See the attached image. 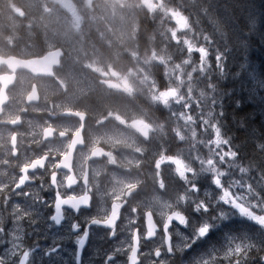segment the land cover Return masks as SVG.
<instances>
[{
  "label": "clouds",
  "instance_id": "clouds-1",
  "mask_svg": "<svg viewBox=\"0 0 264 264\" xmlns=\"http://www.w3.org/2000/svg\"><path fill=\"white\" fill-rule=\"evenodd\" d=\"M0 264H264V0H0Z\"/></svg>",
  "mask_w": 264,
  "mask_h": 264
}]
</instances>
